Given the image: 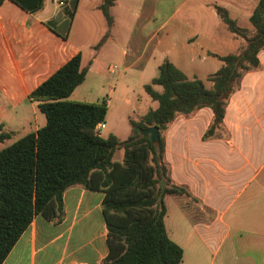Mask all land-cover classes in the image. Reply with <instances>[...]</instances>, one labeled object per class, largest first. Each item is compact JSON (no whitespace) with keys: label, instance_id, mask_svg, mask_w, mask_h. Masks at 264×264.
Returning a JSON list of instances; mask_svg holds the SVG:
<instances>
[{"label":"crops","instance_id":"1","mask_svg":"<svg viewBox=\"0 0 264 264\" xmlns=\"http://www.w3.org/2000/svg\"><path fill=\"white\" fill-rule=\"evenodd\" d=\"M64 1L59 5L43 0V8L35 12L13 0L1 2L0 121L13 116L10 121L25 123L32 113L37 124L28 126V132L44 125L45 114L31 100L30 92L81 52L82 66H88V71L70 98L106 99L107 123L120 82L128 85L135 79L143 83V72L153 68L157 73L165 58L189 76L214 73L222 64L216 55L225 56L243 44L216 6L225 7L240 26L252 29L250 15L259 0H116L111 8L115 22L99 50L94 45L104 34L94 43L72 36L81 5L95 1ZM101 2L94 8L99 10ZM128 13L133 19L124 37L119 27ZM259 58L260 66L242 77L241 86L231 96L223 126L214 136L203 137L212 122L209 107L190 116L178 115L164 133L173 181L186 186L197 199L173 194V206L166 204L168 232L184 249L182 264H264V102L259 104L261 96H255L262 94L264 86L259 81L264 75V49ZM109 65L116 66L114 72ZM112 76L117 79L108 83ZM92 82L107 86L101 99L87 98ZM234 106L244 113L229 115ZM141 118L138 115L137 120ZM199 125L204 129L201 133L195 129ZM122 159L117 149L113 160ZM103 197L104 192L82 186L67 189L63 218L37 215L3 264H101L109 252ZM93 213L89 227L80 225Z\"/></svg>","mask_w":264,"mask_h":264},{"label":"trees","instance_id":"2","mask_svg":"<svg viewBox=\"0 0 264 264\" xmlns=\"http://www.w3.org/2000/svg\"><path fill=\"white\" fill-rule=\"evenodd\" d=\"M13 1L31 12L44 6L43 0ZM115 3L102 0L98 6L109 28L95 50L110 36ZM216 10L243 44L225 56L216 55L222 64L207 76L210 85L165 58L157 75L144 84L157 106L139 120L129 119L131 133L125 139L113 133L103 136L96 128L106 120V99L70 98L88 71V66H82L81 52L30 92L46 123L0 150V264L37 215L49 220L63 218L64 193L73 186L104 192L102 211L109 252L101 264H182L184 249L166 226L165 197L181 194L197 199L186 186L173 181L164 133L178 115L190 116L209 107L213 117L203 137L214 136L223 126L240 80L260 66L259 52L264 49V0L258 1L250 15L252 29L240 26L225 7L217 5ZM153 125L159 128L158 143L150 134H142ZM5 127L0 121V142L12 138V131ZM117 149L124 150L122 161L113 160Z\"/></svg>","mask_w":264,"mask_h":264},{"label":"rangeland","instance_id":"3","mask_svg":"<svg viewBox=\"0 0 264 264\" xmlns=\"http://www.w3.org/2000/svg\"><path fill=\"white\" fill-rule=\"evenodd\" d=\"M95 2H91V4L87 5H81V8L78 10L76 16H75V21L74 25L72 26V36L77 37L81 41L84 42H90L94 43L97 41L98 37H101L105 30L107 29V22L102 14L101 11H99L97 8H94V6L100 2L101 0H94ZM133 19L131 17V14L128 13L127 16L123 18L121 21V25L119 27L120 31L123 32V36L125 37L127 32L130 29V21ZM127 22V25L125 24ZM114 31V30H113ZM261 68V67H260ZM193 73V72H191ZM156 70L152 68V70H147L143 72V83L138 84L137 81L134 79L133 81H130V84L126 85L122 81L120 84L116 87L115 90V95L112 97L113 105L111 106L110 113L108 115V122L105 123V127L102 129V135H107L108 132L114 133L116 136H118L119 139H125L127 136L131 133V125L129 123V120L122 118V113L127 114L130 116V119H138V115H144L150 108H154L157 106V102L154 101L151 96L145 91L144 89V84L148 83L151 81V78L155 76ZM210 73L204 71L200 75L202 76H197L199 78H202L206 81L207 85H210L211 82L207 79V76ZM195 75H190L191 77L196 76ZM255 76H258V74ZM117 79V76H112L110 81L108 83H114L115 80ZM259 81L263 82L264 85V75L260 76ZM240 86L242 84V79L240 80ZM158 90H161L160 86H155ZM88 90V97L87 98H96V99H101L103 92L108 91L107 86L103 88V86H100L98 83H93L91 87ZM262 94L260 95H255V96H261L258 101V103L263 104L264 100V86L262 90L260 91ZM257 94V92L255 93ZM119 95V96H117ZM117 96V97H116ZM128 99V101H127ZM121 105L122 107L118 111L120 116H118V112L116 109H118V106ZM117 106V107H115ZM235 107V106H234ZM2 110V108L0 107ZM239 110L237 108H231L230 111L228 112L229 115H233L238 113ZM30 112V111H29ZM243 112L244 111H239ZM205 114V113H204ZM10 118H13V116H8L7 119H5V124L6 127L9 131H12V138L5 140L4 142H0V150L5 148L6 146H9L17 140L18 138L21 137V135L26 134L30 129L28 126L34 127L35 120L30 113L27 115L28 122H19V121H10ZM106 122V121H105ZM37 124V123H36ZM35 124V126H36ZM234 126L233 127H238L236 122H233ZM231 125V124H230ZM239 125V124H238ZM198 132H202L204 129L202 126H198L195 128ZM237 129V128H235ZM239 129V127H238ZM120 152L123 156L124 150L120 149ZM118 155L116 158H118ZM175 195L169 194L166 195L165 197V202L168 205V207H172L174 200H175ZM83 211V209H82ZM82 213V212H81ZM101 215V214H99ZM94 218V213L91 215H88L84 218V221L80 225H85L88 226L92 224V220Z\"/></svg>","mask_w":264,"mask_h":264},{"label":"water","instance_id":"4","mask_svg":"<svg viewBox=\"0 0 264 264\" xmlns=\"http://www.w3.org/2000/svg\"><path fill=\"white\" fill-rule=\"evenodd\" d=\"M143 135L150 134L151 140L158 143L160 141L159 128L155 125L150 126L142 131Z\"/></svg>","mask_w":264,"mask_h":264},{"label":"built area","instance_id":"5","mask_svg":"<svg viewBox=\"0 0 264 264\" xmlns=\"http://www.w3.org/2000/svg\"><path fill=\"white\" fill-rule=\"evenodd\" d=\"M53 1H56L59 5H64L65 4V1L64 0H53ZM115 69H116V66L115 65H109V70L111 72H114ZM104 127H105V122H100V123H98V125H97L96 128H97L98 132L101 134L102 129Z\"/></svg>","mask_w":264,"mask_h":264}]
</instances>
